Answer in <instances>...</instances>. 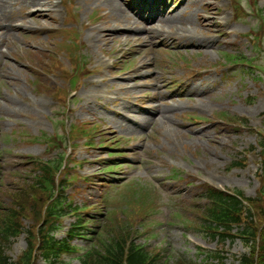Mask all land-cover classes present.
<instances>
[{
  "label": "rangeland",
  "instance_id": "obj_1",
  "mask_svg": "<svg viewBox=\"0 0 264 264\" xmlns=\"http://www.w3.org/2000/svg\"><path fill=\"white\" fill-rule=\"evenodd\" d=\"M42 1L0 0V205H10L8 189L31 173L30 156L47 161L70 149L64 142L68 150L57 147L47 152L46 136H63L71 131L70 137L74 138L76 133L86 134L88 127L84 124L97 125L92 133L93 146L87 147L86 140L80 139L74 153L75 159L82 161L79 173L91 180L74 181L67 190L74 194L78 207L91 206L84 213L89 229L96 228L107 211L126 206L125 195L132 191L129 187L143 184L154 189L156 196H146L150 202L147 220L136 224L145 225L138 229L141 234H135L139 242L166 249L169 257L192 260L206 259L204 252L198 254L200 248H221L224 259H209V263L239 264L237 255L247 251L240 240H227L223 246L183 221L193 219V207L188 208L191 204L204 203L202 184L240 189L250 197L262 191L257 175L260 155H247L245 150L258 144L253 129L264 128V84L252 74L243 77L238 69L220 66L223 53L256 54L242 36L258 26L255 15L236 20L229 7L231 0H154L164 4L161 11H173L201 41L210 43L207 49L199 50L193 46L198 38H177L175 28H166L161 35L153 31L148 40L144 28L138 32L118 29L116 34L108 35L104 29L125 27L127 18L119 17L106 0H46L48 6L37 9ZM117 1L135 20L150 18L157 12L149 11L153 0ZM240 1L249 11L250 1ZM209 2L212 4L207 7ZM258 2L264 6V0ZM14 22L22 25L12 27ZM154 22L143 27L153 28ZM68 26L77 29V44L82 45L79 53L85 56L87 69H94L82 81V57L77 56L76 73L72 75L70 52L62 47L67 37L57 39L44 30ZM119 33L141 38L129 39ZM54 51H59L58 59L68 69L67 79L62 72L64 66L56 58L51 63L55 74L48 72V53ZM185 61L195 70L211 67V74L196 72L197 78L191 80L194 75L189 74ZM257 63L264 66L262 60ZM139 68L144 74L136 77ZM42 69L48 74H39ZM131 75L135 79L124 80ZM122 82L129 89H120ZM66 83L70 86L64 90ZM187 83L189 90L185 93ZM74 90L66 107L58 98L68 97ZM195 91H201V95ZM158 106L163 112L154 120L146 116L147 109L158 110ZM223 111L246 118L248 124H242L238 132L217 120ZM191 116L198 119L190 120ZM133 119L141 120L140 125H133ZM18 132L29 134L31 140L25 141V134ZM111 159L120 165L107 168L105 160ZM238 160L246 164L230 169L231 163ZM133 216L144 217L141 213ZM76 221L75 214L67 213L57 237H66ZM73 244L88 246L89 242L77 236ZM25 247V237L21 236L7 252L15 258ZM82 253L65 255L59 264H80L78 256ZM38 264L48 263L40 260Z\"/></svg>",
  "mask_w": 264,
  "mask_h": 264
},
{
  "label": "trees",
  "instance_id": "obj_2",
  "mask_svg": "<svg viewBox=\"0 0 264 264\" xmlns=\"http://www.w3.org/2000/svg\"><path fill=\"white\" fill-rule=\"evenodd\" d=\"M260 139L264 154V135H260ZM36 163L38 167L41 165V173L33 182L21 184L11 192L13 205L0 210V264H35L39 256L55 264L63 253L74 250L68 240L58 241L51 235L52 229L56 228L54 219L61 216L64 209L60 201L54 199L60 190L56 174L63 162ZM261 185L262 191L255 198L246 197L241 190L230 192L212 186L206 189L208 203L200 212V228L223 246L227 240H234L237 236L242 238L248 250L238 258L239 264H264V177ZM132 213L130 221L135 218ZM29 217L35 218L28 230L31 236L29 245L15 260L6 253V248L11 237L21 233L23 218ZM83 220L79 216L76 228L80 232L85 230ZM130 221L121 220L113 214L106 216L93 232L94 244L80 257L81 264H200L185 259L163 260L164 254L160 249L148 248L132 238L135 231ZM207 257L224 259L215 252L208 253Z\"/></svg>",
  "mask_w": 264,
  "mask_h": 264
},
{
  "label": "bare ground",
  "instance_id": "obj_3",
  "mask_svg": "<svg viewBox=\"0 0 264 264\" xmlns=\"http://www.w3.org/2000/svg\"><path fill=\"white\" fill-rule=\"evenodd\" d=\"M49 1V0H48ZM48 1L46 0H43L40 4V6H38L37 9H42L43 6H48ZM112 10L119 16V17H124V18H127L126 21H127V25H125V27H113V26H110L108 27L107 29H104L105 31H107L108 35L112 36L114 34H116V31L118 29H120L121 31L123 32H138V31H141L143 30V28L145 29V38L148 40V39H151L150 37V34L151 32H157L158 35H161V34H164L163 31L168 28L169 30L171 28H175V32L177 33V38H183V37H187V38H198V42L196 44H193L194 47H196L197 49L201 50V49H207V46L210 44L209 42H206V41H201L199 39V37L196 35V31L191 29V27L189 26V24H187V26L180 20V18L176 15L174 16V13L173 11H169L167 10L165 12V14L163 13V15L161 17H157L156 21L154 22V25H153V28H146V27H143V24L147 23L146 21L144 20H135V18H133V14H130L128 13V9L126 8H123L121 6V3L117 0H106ZM212 4V2H209L208 6ZM49 10H52V9H49ZM41 11V10H39ZM132 12H135L133 10H131ZM28 12H31V11H28ZM42 12H39V14H41ZM178 20V23H175V20ZM188 21H185V23H187ZM22 24L18 25L16 22L12 23V27H18V26H21ZM211 26H214V22L211 23ZM231 32H228V33H224L225 36H229ZM118 35H126L127 38L129 39H138V38H141V37H135L133 35H128V34H124V33H119ZM143 65V64H142ZM141 65V66H142ZM135 74L137 75L136 77L140 76V75H143L144 72L142 71V69H138L137 72H135ZM130 79H135V76L134 75H131L127 78H125L124 80H130ZM136 81V80H134ZM126 82H122V84H119V88L120 89H129V87L125 84ZM139 85L143 86L144 83H140L138 82ZM156 85V84H154ZM124 88H122V87ZM161 92L157 90V96H160ZM194 94H197V95H201V91H195ZM133 106V105H132ZM132 106L130 108H127V109H131ZM160 106V105H159ZM159 106L157 107L158 110H150V109H147V112L145 113L146 116L148 117H151V119L154 120V116L159 114V113H162V109L159 110ZM168 109V108H167ZM164 116V115H163ZM127 119H130L127 117ZM140 121L141 120H136V119H133V121L131 122L133 125H140Z\"/></svg>",
  "mask_w": 264,
  "mask_h": 264
}]
</instances>
